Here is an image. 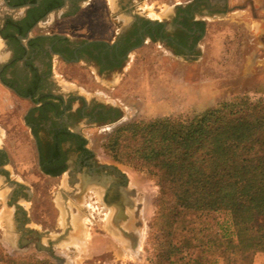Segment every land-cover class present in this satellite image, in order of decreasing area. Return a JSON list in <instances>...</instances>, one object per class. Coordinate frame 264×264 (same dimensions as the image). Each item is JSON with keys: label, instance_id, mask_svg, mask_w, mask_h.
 Returning <instances> with one entry per match:
<instances>
[{"label": "flooded vegetation", "instance_id": "af4514ba", "mask_svg": "<svg viewBox=\"0 0 264 264\" xmlns=\"http://www.w3.org/2000/svg\"><path fill=\"white\" fill-rule=\"evenodd\" d=\"M143 8L133 0H0V88L8 99L27 102L21 121L34 162L46 178L64 183L54 198L63 214L60 231H41L25 217L27 185L10 178L9 149L0 127V180L6 177L15 186L7 196L16 207L18 231L31 233L27 242L20 237V248L34 246L53 255L57 243L82 242L91 215L90 221L112 233L119 245L139 249L145 228L143 192L125 171L99 158L86 133L115 125L126 115L125 105L112 94L133 52L159 44L190 59L205 49L207 20L236 9L227 0ZM52 14L48 30L34 32ZM64 23L68 26L59 30ZM35 195L30 201L34 208Z\"/></svg>", "mask_w": 264, "mask_h": 264}, {"label": "rangeland", "instance_id": "374dc122", "mask_svg": "<svg viewBox=\"0 0 264 264\" xmlns=\"http://www.w3.org/2000/svg\"><path fill=\"white\" fill-rule=\"evenodd\" d=\"M184 1L188 0H133V5L141 11L145 6L149 10H168ZM227 4L236 9L207 20L205 49H200L190 59L160 49L159 44L133 52L125 76L112 94L125 105L126 115L115 125L86 133L99 158L125 171L143 192L145 228L139 249L131 252L119 245L112 233L97 228L90 221L91 215L82 242L57 243L53 255L34 246L20 248V237L24 236L23 241L27 242L31 233L24 234L17 229L16 207L9 203L10 196H7V191L15 186L5 177L0 180V264H8L9 258L28 264H168L163 260L157 263L156 257L157 242L162 234L161 222L156 220L158 183L146 171L114 158L107 143L115 129L126 123L165 117L189 120L223 103L264 101V0H227ZM151 14L157 15L154 11ZM50 18L54 19L53 14ZM0 97L4 98L0 99V127L4 132V145L9 149L10 178L16 177L27 185L23 189L27 202L22 201L25 217L32 219V224H37L41 231L56 233L60 231L63 214L54 198L64 183L46 178L34 162L29 149L31 139L21 121L27 102L8 99L11 96L1 88ZM34 191L35 208L30 203ZM211 216L215 219H207L205 225L210 228L207 231L223 233L234 229L228 212ZM41 240L48 242L44 233ZM201 250L195 248V254ZM220 254V250L215 256L208 254L203 264H228ZM249 260L240 258L234 264H249ZM253 262L264 264V252H257Z\"/></svg>", "mask_w": 264, "mask_h": 264}, {"label": "trees", "instance_id": "16d2710c", "mask_svg": "<svg viewBox=\"0 0 264 264\" xmlns=\"http://www.w3.org/2000/svg\"><path fill=\"white\" fill-rule=\"evenodd\" d=\"M107 148L160 187L157 263L203 264L220 250L228 264L247 257L254 264V255L264 252L263 100L223 103L189 120L126 123ZM222 211L234 229L207 231V219ZM197 247L202 250L195 254Z\"/></svg>", "mask_w": 264, "mask_h": 264}, {"label": "crops", "instance_id": "0c3cea01", "mask_svg": "<svg viewBox=\"0 0 264 264\" xmlns=\"http://www.w3.org/2000/svg\"><path fill=\"white\" fill-rule=\"evenodd\" d=\"M50 20H52V19H49V21H41V22L35 27L34 32H36V33H38V32L43 33V32H45V30H48L49 25H47V24H49ZM68 20H69V19H66L67 22H68ZM69 21H70V20H69ZM63 22H64V21H63ZM67 26H68V25H67L66 23H64L63 25H61V26L59 27V30H64L65 27H67Z\"/></svg>", "mask_w": 264, "mask_h": 264}, {"label": "water", "instance_id": "95a60500", "mask_svg": "<svg viewBox=\"0 0 264 264\" xmlns=\"http://www.w3.org/2000/svg\"><path fill=\"white\" fill-rule=\"evenodd\" d=\"M25 8V6L22 7V10Z\"/></svg>", "mask_w": 264, "mask_h": 264}]
</instances>
